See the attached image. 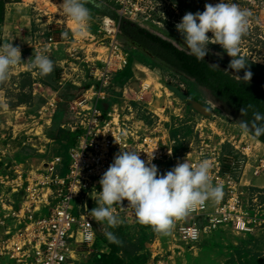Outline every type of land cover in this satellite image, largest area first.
I'll use <instances>...</instances> for the list:
<instances>
[{
    "label": "built area",
    "instance_id": "2783aa9c",
    "mask_svg": "<svg viewBox=\"0 0 264 264\" xmlns=\"http://www.w3.org/2000/svg\"><path fill=\"white\" fill-rule=\"evenodd\" d=\"M96 1L113 9L118 18L102 17L100 32L109 44L104 46L106 50L94 72L97 85L87 89L73 106L75 141L69 148L67 172H60L65 160L61 156L45 161L37 169H25L11 155L9 133L0 127V182L10 195L19 197L18 203L11 197L1 204L0 264H81L82 257L103 252L100 245L107 240V226L97 223L90 211L97 206L95 199L102 190L100 178L114 156L125 150L140 152L145 161L151 158L159 173L185 160L193 165L204 159L211 163L210 180L222 186L223 196L214 210L206 202L174 221L172 235L179 241L195 246L204 235L223 228L245 236L264 230V187L246 178L248 171L254 177L264 173V154L259 153L257 145L249 144L244 135L238 138L228 132H208L198 122L191 149L181 155L176 152L177 140L169 134V128L149 130L142 120L107 107L111 90L116 87L115 75L129 62V53L118 41L119 20L143 23L151 1ZM33 44L40 52L46 49L49 55L61 42L52 28L45 27L35 32ZM56 103L54 100L49 104ZM115 214L120 223L107 229L113 233L135 212L124 200L116 206ZM160 263V259L154 262Z\"/></svg>",
    "mask_w": 264,
    "mask_h": 264
},
{
    "label": "rangeland",
    "instance_id": "374dc122",
    "mask_svg": "<svg viewBox=\"0 0 264 264\" xmlns=\"http://www.w3.org/2000/svg\"><path fill=\"white\" fill-rule=\"evenodd\" d=\"M2 1L7 2V12L16 9L20 13L30 15L32 19L30 28L33 32L50 27L54 30V37L61 42L58 49L48 55L54 64L53 72L43 77L37 74V79L43 82V86H37L43 95L39 92L34 94L36 87L29 76L24 78V84L32 92L21 91L10 81L7 82L12 110L7 114L8 119L3 118L2 122H9L12 127L4 130L9 133L11 139V155L27 170L37 169L45 161L61 156L65 160L59 168L64 175L68 169L71 141L75 137L72 130L76 121L73 106L87 89L97 85L94 72L106 50L104 46L109 44V40L100 32L102 17L115 16L116 12L96 0H88L86 7L91 13L89 35L81 40L72 35V22L63 16L59 8L61 0ZM150 1V8L144 13L143 23L138 24L171 41L180 49L182 36L175 25L181 22L186 13L203 12L205 4L219 3V0ZM228 2H234L241 9L252 13L247 33L240 45V56L244 57L247 68L241 70L239 75L243 77L245 71H251V80L264 85V0ZM2 4L0 2V11ZM64 32H68L69 35L64 37L62 35ZM207 35L212 36L211 33ZM118 41L122 44V49L129 53V57L134 58V76L125 86L115 84L116 87L111 90L110 101L106 103L107 107H116L123 116L142 120L149 130L169 128V134L177 140L181 155L191 149L196 136L195 125L198 122L206 126L208 132L212 130L223 133L236 130L242 132L239 128L240 117L219 102L210 90L186 79L182 72L169 70L167 64L122 31L118 35ZM208 48L209 53L204 58L211 64H219L221 69L227 68L231 57L221 46L209 44ZM217 53L223 55L222 60ZM62 78H65L64 84H61ZM147 83L149 84L145 85ZM4 85L5 81L0 82V86ZM173 89H179L187 97L182 98ZM54 90H59L60 93L56 97L57 103L52 106L49 103L51 92ZM192 100L207 106L212 112L211 115L198 111ZM153 105L163 107L161 115L153 111ZM219 142L220 137H217L215 143ZM258 144L264 146L260 141ZM164 173L166 171L159 174ZM249 176L250 171L246 178L250 179ZM256 178L261 184L264 183V173ZM15 196L10 195L7 187L0 182V215L2 201H8L12 197V200L18 203L19 197ZM208 203L210 210H214L217 202ZM118 229L116 237L119 243L116 244L119 246L121 256L119 264H134L137 260L154 264L157 259L162 260L160 264H250L252 256L264 255V230L245 236L235 233L232 229L223 228L214 234L204 235L196 246H188L172 235L173 226L169 235H161L152 227L138 223L136 215L128 217ZM156 252L159 255L154 259L153 254ZM81 264H97V260L92 254L89 257H82Z\"/></svg>",
    "mask_w": 264,
    "mask_h": 264
},
{
    "label": "clouds",
    "instance_id": "9594fccd",
    "mask_svg": "<svg viewBox=\"0 0 264 264\" xmlns=\"http://www.w3.org/2000/svg\"><path fill=\"white\" fill-rule=\"evenodd\" d=\"M88 0H61L59 4L63 16L72 22V35L81 40L89 35L91 13L86 7ZM251 11L241 9L238 4L219 0V3L205 4L203 12H188L181 22L175 25L182 36L181 50L204 61L209 53V44H218L231 57L227 68L223 70L238 82L249 81L251 71L244 57L240 56L242 38L247 33ZM211 33L209 37L207 34ZM64 37L68 32L62 33ZM178 43V42H177ZM46 49L36 52L31 67L40 76H47L54 70L53 61ZM220 59L223 55L217 53ZM22 61L21 50L13 44L0 45V82L8 79L10 70ZM210 68L220 70L219 64H209ZM249 107H241L242 117L249 115ZM239 128L249 139L264 136V113L253 111L251 119H241ZM212 165L201 160L193 165L188 160L177 162L170 171L159 174L158 167L151 158L145 161L140 152L125 150L114 156L113 162L99 180L102 190L95 199L96 207L90 212L97 223L106 225L105 236L112 243L119 240L108 228L120 223L116 206L128 201L136 215L138 223L150 226L161 235H169L176 219L186 216L191 210L203 206L206 202H218L223 196L222 186L214 185L209 176Z\"/></svg>",
    "mask_w": 264,
    "mask_h": 264
},
{
    "label": "trees",
    "instance_id": "16d2710c",
    "mask_svg": "<svg viewBox=\"0 0 264 264\" xmlns=\"http://www.w3.org/2000/svg\"><path fill=\"white\" fill-rule=\"evenodd\" d=\"M2 8L0 11V23L4 22L7 12V2L0 0ZM108 7V6H105ZM111 16V15H108ZM118 18V15L112 16ZM120 30L137 42L139 45L152 51L153 54L164 63L172 66L182 72L189 78H193L199 85L208 88L213 96L221 103L232 109L241 119H251L253 111L264 113V85L254 80L237 81L230 75H226L223 70H214L208 65L211 64L206 58L204 61H198L195 57L181 50L171 41L150 32L136 22L128 19L119 20ZM133 56L129 57L128 65L122 71H119L114 78L116 85L125 86L126 83L134 76ZM249 107V115L242 117L241 107ZM239 120V121H240ZM264 142V136L258 138ZM71 141V145L74 143ZM70 145V146H71ZM176 152L180 154L176 144ZM119 230V229H118ZM118 230L114 233L118 234ZM103 252L94 253L97 264H119L121 256L119 255V246L110 242L108 239L103 242ZM142 257V255H141ZM250 264H264V255L252 256ZM134 264H146V261L137 260ZM245 264V263H242Z\"/></svg>",
    "mask_w": 264,
    "mask_h": 264
},
{
    "label": "crops",
    "instance_id": "0c3cea01",
    "mask_svg": "<svg viewBox=\"0 0 264 264\" xmlns=\"http://www.w3.org/2000/svg\"><path fill=\"white\" fill-rule=\"evenodd\" d=\"M31 23H32V19L30 15L25 13H20L16 11V9L6 12L4 22L0 23V45L13 44V46H18L21 50V59H22L20 63H18L16 66L11 68L9 77L7 80H5V85L0 86V127H2L5 130L12 128L9 122L7 123L2 122V119L7 118V114L11 113L12 110V106L11 104H9L10 92L8 89L9 87L7 83L8 81L16 85V87H19V90L21 91L32 92L24 84L25 83L24 78L26 76H29L31 78L33 85H35L36 87L33 91L34 94H37L39 92L43 95L40 88L37 87L38 85L43 86V82L37 79V72L31 67V63L32 60L34 59L36 52H40L39 49H36V47L33 44V37L36 31L33 32L31 30L30 28ZM64 79L65 78L61 79V84H64ZM44 90L47 92L45 88ZM59 93H60L59 90H54L51 92L50 95L51 102L56 100V97H58ZM9 121H11L10 118ZM229 134L237 135L238 138H241L244 135L243 138L249 144H252V146L257 145L259 153L264 154V146L258 144V141H261L258 138L249 139L247 134L239 130L233 131ZM249 178L250 181L253 182L254 184L260 186L262 185L264 187V183L261 184V182H259L257 178L254 177L253 175L249 176ZM14 197L16 196L14 195Z\"/></svg>",
    "mask_w": 264,
    "mask_h": 264
},
{
    "label": "water",
    "instance_id": "95a60500",
    "mask_svg": "<svg viewBox=\"0 0 264 264\" xmlns=\"http://www.w3.org/2000/svg\"><path fill=\"white\" fill-rule=\"evenodd\" d=\"M168 68H169V70L178 71L177 69H175V68H173V67H171V66H169V65H168ZM179 72H180V71H179ZM186 79L195 82V80H194L193 78H191V77L189 78L188 76H186ZM195 83H196V82H195ZM204 88H206V87H204ZM206 89H208V88H206ZM173 90H175L176 92H178L179 95H180L182 98H186V97H187V95L184 94V93H182L179 89H173ZM208 90H209V89H208ZM192 103H193V106H194L198 111L204 113L205 115H211V113H212L211 110H210L207 106H205L204 104H202V103H200V102H198V101H196V100H192ZM238 117H239V116H238ZM263 143H264V142H263Z\"/></svg>",
    "mask_w": 264,
    "mask_h": 264
},
{
    "label": "bare ground",
    "instance_id": "6f19581e",
    "mask_svg": "<svg viewBox=\"0 0 264 264\" xmlns=\"http://www.w3.org/2000/svg\"><path fill=\"white\" fill-rule=\"evenodd\" d=\"M148 81V80H147ZM150 83V82H149ZM149 83L145 84V85H148ZM153 108V111L155 113H157L158 115H161V113L163 112V107H161L160 105H153L152 106ZM261 142V141H260Z\"/></svg>",
    "mask_w": 264,
    "mask_h": 264
},
{
    "label": "flooded vegetation",
    "instance_id": "af4514ba",
    "mask_svg": "<svg viewBox=\"0 0 264 264\" xmlns=\"http://www.w3.org/2000/svg\"><path fill=\"white\" fill-rule=\"evenodd\" d=\"M150 51V50H149ZM152 54H153V52L152 51H150ZM154 55V54H153ZM155 56V55H154ZM163 62V61H162ZM164 63V62H163ZM164 64H166V63H164ZM168 65V64H167ZM170 66V65H169ZM172 67V66H171Z\"/></svg>",
    "mask_w": 264,
    "mask_h": 264
}]
</instances>
